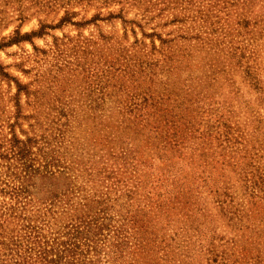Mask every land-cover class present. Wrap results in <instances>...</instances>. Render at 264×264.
Returning <instances> with one entry per match:
<instances>
[{
    "label": "trees",
    "instance_id": "1",
    "mask_svg": "<svg viewBox=\"0 0 264 264\" xmlns=\"http://www.w3.org/2000/svg\"><path fill=\"white\" fill-rule=\"evenodd\" d=\"M132 4L145 17L170 14L168 20L158 19L157 25L177 23L164 35L155 25L150 33L143 32L151 37L150 49L141 53L151 58L149 68L142 66L136 53L112 55L113 60L105 61L107 80L100 82V102L76 115H56L52 126L58 134L61 131L62 141L56 137L54 148L46 149L44 140L25 131L26 136L20 137L14 127L0 145L5 164L0 188L10 186L3 193L9 201L0 199V264H264V185L255 179L247 147L253 146L251 139H258L255 131L250 138L239 125H230L232 100L244 96L235 72L256 94L255 105L262 109L264 0H133ZM152 10L157 13L151 14ZM71 14L75 12L66 10L56 24H42L29 33L17 29L0 41V48L31 41L46 26L66 22L81 26L116 17L124 26L137 22L125 17L121 8L82 21H73ZM234 17L242 27L230 33ZM107 37L102 35L103 40ZM153 37L159 38L158 48ZM234 40L244 45L237 46ZM152 49L159 57L151 56ZM0 75L10 77L2 63ZM16 84L17 96L26 85ZM69 98L58 97L57 102ZM236 103L251 107L248 100ZM61 118L64 121L59 122ZM254 118L260 123L258 116ZM80 123L91 132L89 138L80 139ZM67 139L76 149L91 144L101 157L119 156L122 167L136 159L155 168L138 171L134 184L111 183L113 189H108L110 183L100 185L91 196L84 185L95 186L96 175L88 169L86 175L71 173L70 165L53 171L43 163L47 153ZM75 152L73 160H83ZM35 159L42 165H35ZM236 182L246 199L237 200L228 190ZM218 219L224 227L222 237ZM197 254L200 258L193 262Z\"/></svg>",
    "mask_w": 264,
    "mask_h": 264
},
{
    "label": "rangeland",
    "instance_id": "2",
    "mask_svg": "<svg viewBox=\"0 0 264 264\" xmlns=\"http://www.w3.org/2000/svg\"><path fill=\"white\" fill-rule=\"evenodd\" d=\"M132 2L133 0H0V41L11 37L17 29L20 33H29L40 28L42 24L54 25L66 10L75 12L71 14L73 21L88 19L96 13L106 15L109 11H118L120 8L125 17H134L137 20L133 25L125 26L118 17L98 18L81 26L70 22L57 27L46 26L44 33L33 36L31 41L24 40L0 48V63L10 75L9 78L0 75V145L6 143L11 135L10 129L14 127L20 137L26 136L23 132L25 131L30 136L35 135L39 140H44L46 149L49 146L54 148L55 144H58L56 137L59 136L58 140L62 141L61 131L58 134V130L52 126L56 115L59 114L58 112L69 116L70 113L76 115L89 109L90 105L93 106L96 101L100 102V82L107 80L103 70L109 62L105 61L113 60L112 55L118 52L121 55L136 53L143 60L142 66L146 64L149 68L152 63L151 58L141 53L144 49H150L151 37L143 32L150 33L155 25L156 29L162 31L164 35L169 29L177 26V23L157 25L155 23L158 19L168 20L171 18L170 14L145 17L140 11L141 8ZM150 13H157V10H152ZM236 19L237 17H234L231 20L234 29L231 28L230 33L242 27L241 24L234 23ZM137 23H140L142 27H139ZM102 35L108 36V39L103 40ZM153 41L155 48H158L159 38L153 37ZM234 41L237 46L244 45L242 41ZM138 46L141 49L138 50ZM251 47L252 45H249L246 50ZM150 53L154 58L160 55L156 49H152ZM12 76L26 85V90H22L17 96L15 93L18 81ZM234 77L236 85H240L244 96L235 97L232 100L233 115L230 125H239L238 129L249 133L250 138L257 136L258 140L251 139L253 146L247 145V147L251 149L255 179L258 184L264 185V84H262L261 109L255 105L256 94L241 81L239 73L235 72ZM262 78H264V42H262ZM67 96L70 98L66 101L57 102L58 97ZM237 100L241 102L248 100L251 107L245 108L236 103ZM255 115L258 116L260 123L254 118ZM62 121L64 118H61L59 122ZM242 125L244 128L240 129ZM257 125L261 126L256 128ZM79 127H81L78 129L80 139L83 140L85 136L89 138L91 132H86L81 123ZM63 128L65 131V124ZM64 131L62 134L66 137ZM252 131H255L254 135H251ZM68 144L67 139L63 146L47 153L43 163H46L53 171L70 165L71 173L82 172L86 175L87 172H84V169H88L89 173L96 175L95 186L83 184L88 191L87 194L91 196L94 192L100 191V185L110 183L107 187L113 189L111 183L134 184L140 177L138 171H145L148 166L151 171L155 168V164L149 165V162L139 164L136 159L126 162V166L122 167L123 162H118L119 156L101 157L100 152H95L91 144L77 149L74 144L69 146ZM75 150H78L77 153L83 157V160H73V157L77 155L72 154ZM117 163H121L119 167H116ZM35 165L42 164L35 159ZM4 166L3 159L0 158V171ZM100 169L104 173L103 179H100ZM4 176L7 177L2 173V177ZM3 187L0 188V199L9 201L8 194L3 193H8L10 186L4 184ZM199 188L202 191L206 190V187ZM228 190L232 191L235 199H246L247 194H244L239 182ZM262 204H264V198H262ZM216 222L220 226L217 227V231H220L219 237H222L220 236L224 230L222 220L218 219ZM222 239L227 240V238ZM49 241H52L51 238ZM14 256L22 257L16 254ZM199 258L200 255L197 254L193 262H197ZM262 258H264V214H262Z\"/></svg>",
    "mask_w": 264,
    "mask_h": 264
}]
</instances>
